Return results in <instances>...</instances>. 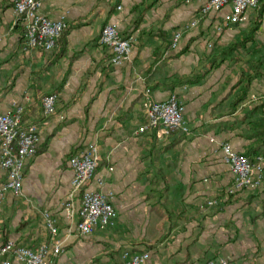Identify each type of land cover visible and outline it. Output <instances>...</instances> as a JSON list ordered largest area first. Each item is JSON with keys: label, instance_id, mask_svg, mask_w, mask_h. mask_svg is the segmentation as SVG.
I'll use <instances>...</instances> for the list:
<instances>
[{"label": "crops", "instance_id": "obj_1", "mask_svg": "<svg viewBox=\"0 0 264 264\" xmlns=\"http://www.w3.org/2000/svg\"><path fill=\"white\" fill-rule=\"evenodd\" d=\"M204 4L43 0V14L67 20L46 51L27 43L13 0H0V113L21 107L22 124L40 134L21 194L0 199V244H59L51 255L58 264H122L125 250L148 252L146 264H264V11L226 25L230 5L204 14ZM109 23L134 38L121 65L100 43ZM172 93L185 106L189 132L139 133L145 98ZM52 94L56 110L46 116L43 98ZM90 143L118 215L113 226L83 235L80 217L67 220L63 202L71 193L70 159ZM224 143L262 165L259 189H236ZM6 180L0 166V185ZM47 210L56 234L45 226Z\"/></svg>", "mask_w": 264, "mask_h": 264}, {"label": "built area", "instance_id": "obj_2", "mask_svg": "<svg viewBox=\"0 0 264 264\" xmlns=\"http://www.w3.org/2000/svg\"><path fill=\"white\" fill-rule=\"evenodd\" d=\"M16 16L25 26V37L32 48L51 51L57 45L59 38L67 28L66 16L52 19L41 12L43 0H13ZM264 0H205L202 13L219 11L227 5L231 11L225 16L226 25L240 24L248 20V12L258 8ZM194 24V23H193ZM219 26L218 30H222ZM181 33L174 37L177 44ZM132 36L121 34L115 23H109L102 29L100 43L107 46L111 53V62L121 65L133 48ZM57 94L43 98V111L46 116L56 110ZM21 107L15 111L0 113V166L7 173V180L0 185V199L8 192L20 195L25 177L27 161L32 158L40 142V134L35 125L22 124ZM143 112L147 122L139 129L145 133L155 128H163L166 132L181 130L189 132L185 118V106L178 93H172L161 101H155L147 96L143 102ZM223 158L233 173L238 190H255L262 186V165L256 164L243 153L237 152L230 143L222 145ZM100 164L99 149L96 144H88L82 151L70 159L73 171L71 193L63 202L64 215L67 220L80 217L78 229L83 235L92 234L99 227L113 226L117 219V208L113 203L114 192L104 189V179L97 176ZM112 170V168L110 169ZM94 183L95 187L91 184ZM80 194L79 204L75 196ZM45 226L57 233V221L50 211L44 212ZM60 253V245L53 250L46 245L36 249L20 246L9 240L0 244L1 264H58L51 255ZM150 254L132 253L125 250L122 254V264H146ZM207 264H233L227 259L210 261Z\"/></svg>", "mask_w": 264, "mask_h": 264}, {"label": "trees", "instance_id": "obj_3", "mask_svg": "<svg viewBox=\"0 0 264 264\" xmlns=\"http://www.w3.org/2000/svg\"><path fill=\"white\" fill-rule=\"evenodd\" d=\"M258 8H260V9H259V14H262V12L264 11V2H263ZM256 28H257V27H256ZM256 28L254 27V30H255Z\"/></svg>", "mask_w": 264, "mask_h": 264}]
</instances>
